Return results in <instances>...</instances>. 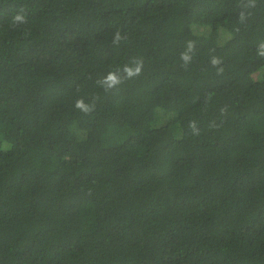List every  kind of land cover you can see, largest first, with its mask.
I'll return each mask as SVG.
<instances>
[{
    "label": "trees",
    "instance_id": "16d2710c",
    "mask_svg": "<svg viewBox=\"0 0 264 264\" xmlns=\"http://www.w3.org/2000/svg\"><path fill=\"white\" fill-rule=\"evenodd\" d=\"M261 44L264 0H0V264H264Z\"/></svg>",
    "mask_w": 264,
    "mask_h": 264
},
{
    "label": "clouds",
    "instance_id": "9594fccd",
    "mask_svg": "<svg viewBox=\"0 0 264 264\" xmlns=\"http://www.w3.org/2000/svg\"><path fill=\"white\" fill-rule=\"evenodd\" d=\"M24 16L20 13L16 14L13 17L14 22H22L24 21ZM120 40L119 33L116 34L113 43H118ZM191 47V44L189 45ZM259 55L264 56V44L260 45ZM182 59L187 62L190 57L187 54H182ZM219 63V61L215 58L212 60V64L215 65ZM124 71L127 73V77L131 78L132 76L139 75L141 71V66L138 64L137 67L133 70L130 68L125 67ZM97 83L101 84L105 87V90H109L115 85L121 83L120 78L113 72H109L105 77L101 80L97 81ZM75 107L84 111L85 113L90 112L92 110V106L85 105L82 99H78L75 103Z\"/></svg>",
    "mask_w": 264,
    "mask_h": 264
}]
</instances>
